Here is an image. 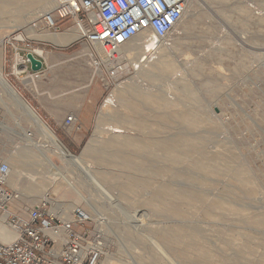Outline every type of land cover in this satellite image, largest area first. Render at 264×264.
Wrapping results in <instances>:
<instances>
[{"label": "rangeland", "instance_id": "1", "mask_svg": "<svg viewBox=\"0 0 264 264\" xmlns=\"http://www.w3.org/2000/svg\"><path fill=\"white\" fill-rule=\"evenodd\" d=\"M49 1L40 0L42 5ZM33 16L30 11L28 17ZM3 19L20 21L0 12ZM39 27L48 29L42 20ZM12 29L0 24V161L7 163L26 144L7 131L14 125L10 105L76 155L89 142L75 161L78 169L65 162L66 170L55 178L67 172L59 182H73L80 192L84 204L68 188L59 199L74 203L72 220L85 218L76 229L88 231L89 246L103 247L98 264H264V0H190L183 20L163 41L167 67L148 75L133 67L136 51L128 53L124 45V71L114 75L106 63L101 67L106 80H91L96 66L84 56L87 44L57 47L30 37L47 55L48 66L57 62L51 52L62 53L61 62L84 63L90 81L105 91L101 132L93 136L95 125L79 145L75 133H56L33 105L48 97L50 86H57L58 96H68L73 70L55 68L57 75H51L45 68L25 79L8 75L13 54L4 39ZM141 41L136 36L131 46ZM6 86H14L67 148ZM118 90L125 103L119 102ZM29 122H24L26 129L44 147V137ZM116 126L122 131L116 132ZM52 159L63 165L59 156ZM29 162L33 166L27 169L33 171L38 162ZM88 172L98 181H89ZM10 210L27 217L14 205Z\"/></svg>", "mask_w": 264, "mask_h": 264}, {"label": "built area", "instance_id": "2", "mask_svg": "<svg viewBox=\"0 0 264 264\" xmlns=\"http://www.w3.org/2000/svg\"><path fill=\"white\" fill-rule=\"evenodd\" d=\"M51 1L53 7L42 16L45 27L52 33H60L64 24L71 21L79 33L78 41L90 48L94 65L107 68V63L111 73L116 75L124 71L122 46L144 33L165 40L183 20L190 0ZM4 46L13 54L8 75L20 79L35 75L28 53L39 59L43 54L24 30L8 34ZM67 121L76 120L70 116ZM9 175L8 163L0 161V218L10 209L15 195L7 185ZM50 205V201L43 200L31 206L25 218L11 213L7 223L18 227V236L7 242L0 239V264H98L101 255L89 246L88 231L76 229L85 218L78 215L65 222ZM62 228L66 231L64 235L60 234ZM58 244H61L59 250L55 248Z\"/></svg>", "mask_w": 264, "mask_h": 264}, {"label": "crops", "instance_id": "3", "mask_svg": "<svg viewBox=\"0 0 264 264\" xmlns=\"http://www.w3.org/2000/svg\"><path fill=\"white\" fill-rule=\"evenodd\" d=\"M46 2L43 3V8L39 11L40 19L34 25L33 34L31 33L30 36V33L24 29L26 33L31 38H35L44 42H50L57 47L69 46L75 41H78L79 34L73 27L71 21H68L64 24V30L60 33H52L48 29L46 30L39 27V23L42 20V13L49 10L53 5L51 0L48 3ZM84 44V42H81L82 46H84ZM87 48L89 50H87ZM43 49L44 51H47L46 48ZM47 53L49 54L48 51ZM50 54L51 60L55 59L57 62L50 67L48 66L47 62V55H42L41 60L44 62V71H41L40 74L45 72V68L50 70L49 73L51 75H57L56 71L54 70L55 68L62 72H64L63 70L72 69L73 71L70 73V78H72L71 91L68 96L60 97L57 95V86H55L54 90L53 86H50L48 97H43L42 99L39 98L35 100L33 102V105L41 113L42 117L56 133H75V143L79 145L81 141L86 138L87 134L93 131L95 125L96 128L93 136L98 135L100 134L99 132H101V122L104 115L105 103L103 104L101 110L100 106L104 99L105 91L104 89H101V87L97 83H92L90 81V68L86 65H83L84 63L81 64L80 67H77L76 65L70 66L66 63L61 62V60L63 59L62 53L54 51ZM84 56L89 57V59L92 58V52L88 46L86 47V53L84 54ZM95 76H99L106 80L104 72L100 71L96 73V71L93 70L91 80ZM28 106L35 113L34 109L30 105ZM14 108H17L19 111L17 116L15 114L16 111H14ZM9 109L10 111H8V109L7 111L10 117L13 119L14 125L7 126V131L12 134V136H14L13 138H23L26 142L24 146H22L21 148H17V151L13 152L7 160V163L10 166V175L7 180V185L13 191H17L19 194V197L11 202V206H16L19 210L26 214L28 210V204L26 205V202L31 204L30 206H34L40 203V201L46 196H48L52 205V211L56 213L63 221H71L73 219L71 212L75 208V205L73 202L63 201L59 199V197L61 196L62 198L64 196V191L67 188L74 191L77 196V201L82 202V197L80 195V192H76L74 187H72L73 182H68V184L59 182V180L66 174L58 179L55 178V173L60 171L61 169H64L65 162H67L66 159L61 155L59 149L54 145L52 139L38 129V125L35 122L29 119L32 122L31 123L26 119H23V117H27V115H25L26 113H24L23 110H20V108L14 105H10ZM70 116H73L76 121L68 123L67 119ZM24 122L31 123L39 133V135L44 137V147L34 142L35 134L33 131L26 129ZM46 129L52 135H54L64 147H66L61 142V140L53 133V131H50L47 127ZM88 144L84 148L83 152L79 155L72 153L67 147L66 148L72 155L79 158L87 151ZM53 155L59 156L63 161V165H56L52 159ZM33 158L36 159L38 163L35 164L34 170L32 171L28 170L27 167L33 166V164L29 162V160ZM54 167L56 168V170L54 169ZM24 172H28L30 173V175L31 173H34L36 176L31 177L29 175H26ZM51 181L54 182V185L52 187H49V183H51ZM60 203H65L66 205H62ZM65 212H68L67 215H64ZM11 213L12 211L9 209L8 212H4L0 218V239L6 242L11 241L16 237L13 231L7 230L5 228L6 220L8 218V215ZM65 232V229L62 228L60 234L64 235ZM47 233L50 234L53 238L55 237L51 230H48ZM55 248L59 250L61 248V244L55 245Z\"/></svg>", "mask_w": 264, "mask_h": 264}, {"label": "bare ground", "instance_id": "4", "mask_svg": "<svg viewBox=\"0 0 264 264\" xmlns=\"http://www.w3.org/2000/svg\"><path fill=\"white\" fill-rule=\"evenodd\" d=\"M31 3L34 4V7L32 6V8L30 10L28 8H27L28 10H26L25 8L30 6ZM42 8H43V5L40 2V0H0V12L3 15H8L9 18H14L15 16L20 17V19H19L20 21L19 22H15L13 24L9 23V21H7V19L1 20L0 21L1 28H3V27L8 25V26H12L13 27L12 31L13 30L14 31H16V30H24L26 28L32 29V31H33L35 23H37V21L40 19L39 11ZM187 10H188V5H187V7L185 9V13H187ZM30 11L34 14L33 18H29L28 17V14L30 13ZM137 37H140V39L142 40L141 43H139L138 47H132L131 46L132 45L131 44L132 43V39L129 40L128 42H126L124 44L125 46L123 45L124 48H125V51L128 52V53L136 51V54L134 56L135 57L134 61L131 60V62L133 63V67L135 69H137L138 71L142 72V75H148L152 71H156V70L157 71H162L165 67H167V65H168V54H167V47H166L165 43L163 42L164 40L159 39L158 37H156L155 35H153L151 33H144V34H141L140 36H137ZM0 45H1V47L3 46V39L0 40ZM87 50H89V49L87 48ZM121 53H122V48H121ZM156 54L159 55L157 60H155V55ZM122 55L124 57H127V56L124 55V53H122ZM94 71H96V73L100 72V71L103 72L102 68H100L98 66L95 67ZM117 93H118L119 102L125 103L127 101V99H126L124 93L121 90H118ZM107 102L114 103L113 100L111 101V99L109 101H107ZM102 121L104 122L105 118H103ZM113 128H115L116 132H121L122 131L117 126L113 127ZM54 145L59 149L61 155L66 159L68 165L69 166H74L75 169H78L75 166V164H76L75 161H76L77 157H75L74 155L69 154L68 151L66 149H64L60 144L56 145L54 143ZM158 151H161V146H159ZM65 168H64V170H66ZM65 174H67V172ZM86 175L89 177V181H91L93 183L98 181L96 176L93 175L91 172L86 173ZM53 185H54V182L51 181V183H49V187H52ZM31 188H33V187H31ZM18 197H19V194L13 195L12 199H11V202L14 199H17ZM43 200L50 201L48 196H46L40 202H42ZM88 206L92 210H94L96 213H98L96 205L92 201L89 202ZM6 212H8V211H6ZM10 215L11 214L8 215V218H9ZM8 218L6 220L5 228L7 230L13 231L15 233L16 237H17L18 236V227L17 226H10L7 223ZM93 247L98 251V254L101 255V253L103 252V247L101 246V244L100 243L99 244H94L93 243Z\"/></svg>", "mask_w": 264, "mask_h": 264}, {"label": "water", "instance_id": "5", "mask_svg": "<svg viewBox=\"0 0 264 264\" xmlns=\"http://www.w3.org/2000/svg\"><path fill=\"white\" fill-rule=\"evenodd\" d=\"M28 58L31 60V68L33 71L35 72H40L42 69H43V64L44 62L37 58L33 53H28ZM11 85V84H10ZM12 87V88H9V86H6V89H7V93L11 96V97H14L16 98L17 95L25 102L27 103L22 97L21 95L16 91V89ZM28 104V103H27ZM29 105V104H28ZM24 107V106H23ZM36 114V117H38V119H40V121H42V123H44L46 125V123L42 120V118L35 112ZM46 127L52 131L47 125Z\"/></svg>", "mask_w": 264, "mask_h": 264}]
</instances>
